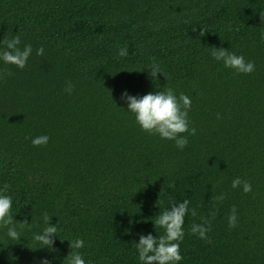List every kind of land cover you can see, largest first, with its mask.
<instances>
[{
	"label": "trees",
	"instance_id": "obj_1",
	"mask_svg": "<svg viewBox=\"0 0 264 264\" xmlns=\"http://www.w3.org/2000/svg\"><path fill=\"white\" fill-rule=\"evenodd\" d=\"M261 11L264 0H0V39L19 35L33 48L22 69L0 61V186L12 196L13 223H31L17 229L19 240L0 228V264L43 256L67 264V238L77 236L93 264H140L138 234L164 232L151 220L156 201L163 209L185 198L196 215L185 217L180 264H264ZM214 46L254 70L224 67ZM153 64L165 76L153 80ZM163 87L191 98L196 132L181 134L183 149L142 130L120 100L124 89ZM43 134L48 143L32 145ZM237 176L250 192L231 187ZM45 212L58 222L55 252L32 239ZM201 217L210 221L207 240L190 232Z\"/></svg>",
	"mask_w": 264,
	"mask_h": 264
},
{
	"label": "clouds",
	"instance_id": "obj_2",
	"mask_svg": "<svg viewBox=\"0 0 264 264\" xmlns=\"http://www.w3.org/2000/svg\"><path fill=\"white\" fill-rule=\"evenodd\" d=\"M261 20H264V11H261ZM195 30V27H193ZM205 34L202 27L200 36ZM261 39L264 40V32L261 33ZM0 44L4 45L0 48V61L5 64H14L18 68H24L29 57L33 53L31 44H24L22 47L19 35L9 39H0ZM36 55L44 54V48L38 47ZM128 48H120L118 55L121 57L128 55ZM210 55L217 61H222L224 67L234 69L236 73H251L254 70V63L246 61L243 55L230 52L223 47H212ZM149 74L153 80L157 78V73H162L159 65L153 64L149 68ZM164 75V74H163ZM165 76V75H164ZM71 93L72 85L69 84L65 89ZM120 100L126 105V109L134 114L136 123L144 131L150 134H157L161 139L174 141L176 147L183 149L188 143V136L181 135L188 133L193 135L196 129L190 128L189 110L191 108L190 96L180 93L178 96L171 87H163L161 90L149 91L145 94H133L128 89H124L120 94ZM49 141L47 134L35 136L31 138L34 146L46 145ZM169 187H172L170 185ZM232 188L240 187L244 193L252 190V185L247 180L235 177L231 181ZM8 185L0 186V228L6 229V235L11 240L21 239L18 228L25 225L31 227V223L27 219L22 220L19 225L13 223L12 196L7 194ZM216 200L223 199V194L215 197ZM156 205L159 208L158 214L151 219L157 231V227L163 228V234L153 235L151 231L141 232L138 234V241H135L136 259L140 264H180L183 255L180 250V244L184 239V222L186 215H196V210L191 208L190 201L185 198L182 201L170 200L168 206L161 209L158 200ZM214 215V213H213ZM51 217L48 213L41 214L42 226L40 231L32 234V239L37 242L40 247L37 249L47 248L49 252H55V236H58V222L51 223ZM237 220V212L235 206L231 208L227 217L228 227H235ZM201 223H193L190 232L197 235L202 240H207V233L210 231V221L201 217ZM71 251L68 253L67 264H93L90 259L86 260L83 254L78 251L84 247L85 241L77 236L67 238ZM58 259L56 256H43L37 259L36 264H54ZM65 264V258L62 261Z\"/></svg>",
	"mask_w": 264,
	"mask_h": 264
}]
</instances>
